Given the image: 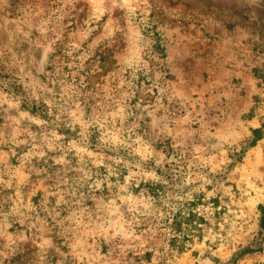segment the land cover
<instances>
[{
    "label": "rangeland",
    "instance_id": "obj_1",
    "mask_svg": "<svg viewBox=\"0 0 264 264\" xmlns=\"http://www.w3.org/2000/svg\"><path fill=\"white\" fill-rule=\"evenodd\" d=\"M261 205L264 0H0V264H264Z\"/></svg>",
    "mask_w": 264,
    "mask_h": 264
},
{
    "label": "trees",
    "instance_id": "obj_2",
    "mask_svg": "<svg viewBox=\"0 0 264 264\" xmlns=\"http://www.w3.org/2000/svg\"><path fill=\"white\" fill-rule=\"evenodd\" d=\"M31 110H33V109H31ZM259 131H260L259 129H255V130H253V133L254 134H257ZM151 189H154L156 191L158 189V186L155 185ZM260 211H261V214H262L261 220L264 223V205H261L260 206ZM179 216H180L179 220H177V218H175V221H174V229L176 231L181 232L182 234H185V235L193 232V229L195 227L192 228V227H189L188 226L189 223L187 221H189V218L187 217V218L184 219V221H182V216L180 214H179ZM183 224H186V226H182Z\"/></svg>",
    "mask_w": 264,
    "mask_h": 264
}]
</instances>
